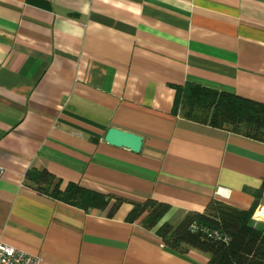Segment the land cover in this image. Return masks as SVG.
I'll use <instances>...</instances> for the list:
<instances>
[{"label": "crops", "instance_id": "1", "mask_svg": "<svg viewBox=\"0 0 264 264\" xmlns=\"http://www.w3.org/2000/svg\"><path fill=\"white\" fill-rule=\"evenodd\" d=\"M185 83L264 104V0H0V241L39 264H206L156 229L213 199L257 202L248 225L264 230V143L182 117ZM110 127L140 151L106 143ZM33 169L109 206L39 193ZM147 200L168 206L159 223L126 221Z\"/></svg>", "mask_w": 264, "mask_h": 264}, {"label": "trees", "instance_id": "2", "mask_svg": "<svg viewBox=\"0 0 264 264\" xmlns=\"http://www.w3.org/2000/svg\"><path fill=\"white\" fill-rule=\"evenodd\" d=\"M175 90V108L185 119L264 143L263 103L194 83L177 85ZM25 178L39 193L84 211L104 210L112 198L72 182L61 190V181L46 169L28 170ZM123 202L114 198L108 216ZM256 204L245 211L213 199L203 214L190 212L176 224L162 223L156 234L164 245L180 253L193 249L207 254L206 264H264V230L248 225ZM167 210V205L147 200L133 204L126 221L132 222L146 213L142 225L154 228Z\"/></svg>", "mask_w": 264, "mask_h": 264}, {"label": "water", "instance_id": "3", "mask_svg": "<svg viewBox=\"0 0 264 264\" xmlns=\"http://www.w3.org/2000/svg\"><path fill=\"white\" fill-rule=\"evenodd\" d=\"M104 141L116 147H124L133 152H139L142 145V137L135 133L110 127L104 135Z\"/></svg>", "mask_w": 264, "mask_h": 264}, {"label": "built area", "instance_id": "4", "mask_svg": "<svg viewBox=\"0 0 264 264\" xmlns=\"http://www.w3.org/2000/svg\"><path fill=\"white\" fill-rule=\"evenodd\" d=\"M0 264H39V258L0 241Z\"/></svg>", "mask_w": 264, "mask_h": 264}]
</instances>
